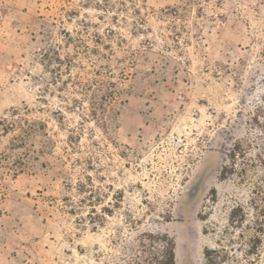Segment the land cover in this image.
<instances>
[{"label": "rangeland", "instance_id": "374dc122", "mask_svg": "<svg viewBox=\"0 0 264 264\" xmlns=\"http://www.w3.org/2000/svg\"><path fill=\"white\" fill-rule=\"evenodd\" d=\"M156 233L264 264V0H0V264Z\"/></svg>", "mask_w": 264, "mask_h": 264}, {"label": "trees", "instance_id": "16d2710c", "mask_svg": "<svg viewBox=\"0 0 264 264\" xmlns=\"http://www.w3.org/2000/svg\"><path fill=\"white\" fill-rule=\"evenodd\" d=\"M16 110V109H14ZM12 123L5 125L4 130L9 129ZM226 173H222L221 177H224ZM150 241L147 245L146 256L141 264H174L175 253H174V241L166 233H156L150 235ZM259 240L258 238H255ZM256 245L253 243L248 249L245 250L244 255L256 253L254 248ZM240 249L231 246L226 248H206L203 252L204 264H249L251 261H242L239 257ZM227 262V263H225ZM118 264H129L128 261Z\"/></svg>", "mask_w": 264, "mask_h": 264}, {"label": "water", "instance_id": "95a60500", "mask_svg": "<svg viewBox=\"0 0 264 264\" xmlns=\"http://www.w3.org/2000/svg\"><path fill=\"white\" fill-rule=\"evenodd\" d=\"M193 191H194V188L191 189V192H193Z\"/></svg>", "mask_w": 264, "mask_h": 264}]
</instances>
